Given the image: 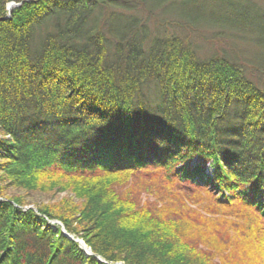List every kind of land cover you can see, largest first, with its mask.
<instances>
[{"label": "trees", "instance_id": "obj_1", "mask_svg": "<svg viewBox=\"0 0 264 264\" xmlns=\"http://www.w3.org/2000/svg\"><path fill=\"white\" fill-rule=\"evenodd\" d=\"M138 1L0 0V264H264V64Z\"/></svg>", "mask_w": 264, "mask_h": 264}, {"label": "rangeland", "instance_id": "obj_2", "mask_svg": "<svg viewBox=\"0 0 264 264\" xmlns=\"http://www.w3.org/2000/svg\"><path fill=\"white\" fill-rule=\"evenodd\" d=\"M11 4L15 7L9 9ZM131 4L133 11L115 10L107 24L119 30L131 14L137 15L153 35L182 37L200 56L224 53L241 59L247 75L257 83V73L262 71L258 64H264V33L260 28L264 0H142ZM18 6L8 3L9 15ZM196 163L197 159L192 162Z\"/></svg>", "mask_w": 264, "mask_h": 264}, {"label": "water", "instance_id": "obj_3", "mask_svg": "<svg viewBox=\"0 0 264 264\" xmlns=\"http://www.w3.org/2000/svg\"><path fill=\"white\" fill-rule=\"evenodd\" d=\"M17 6V5H16ZM13 7H15L13 4H11L10 6H9V9H12ZM65 232V231H64ZM65 234L68 236V234L65 232ZM77 242L78 243H80V245L83 247V249L86 251V253L88 254V255H91L92 253H91V251H90V249L89 248H87L86 246H85V244L81 241V240H77Z\"/></svg>", "mask_w": 264, "mask_h": 264}]
</instances>
